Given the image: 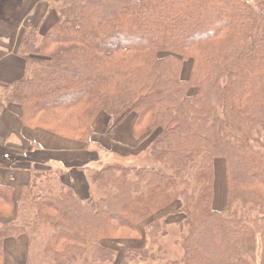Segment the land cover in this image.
<instances>
[{
	"label": "trees",
	"instance_id": "obj_1",
	"mask_svg": "<svg viewBox=\"0 0 264 264\" xmlns=\"http://www.w3.org/2000/svg\"><path fill=\"white\" fill-rule=\"evenodd\" d=\"M254 1L56 0L48 27L26 23V75L0 106L18 107L26 129L89 149L135 116L134 157L159 165L81 168L85 196L60 170H34L17 218L0 224V264L6 240L21 236L26 264H114L105 242L123 240L143 243L121 264L156 260L168 222L141 225L179 201L183 256L171 264H255L259 250L264 264V0ZM14 205L0 185V213Z\"/></svg>",
	"mask_w": 264,
	"mask_h": 264
},
{
	"label": "crops",
	"instance_id": "obj_2",
	"mask_svg": "<svg viewBox=\"0 0 264 264\" xmlns=\"http://www.w3.org/2000/svg\"><path fill=\"white\" fill-rule=\"evenodd\" d=\"M50 10V0H18L15 7L16 25L0 38V95L26 75V61L18 55L23 27L27 22L48 27L55 20ZM48 16L49 19L45 20ZM95 135L94 143H97L99 135ZM94 143L89 149L76 143L61 141L44 131L26 129L20 121L18 107L0 106V185L12 187L15 203L13 211L0 213V224L12 222L17 218V205L22 189L31 182L32 173L36 169L60 170L62 181L72 186L77 193L79 177L85 188V185H88L85 172L78 171L90 167L99 159L98 156L93 158L98 154L93 153L92 148L96 146ZM103 146V149L108 147ZM100 163L103 162L100 160ZM220 206L221 200H218L216 207ZM28 251L29 240L26 236L6 240L4 264H26Z\"/></svg>",
	"mask_w": 264,
	"mask_h": 264
},
{
	"label": "rangeland",
	"instance_id": "obj_3",
	"mask_svg": "<svg viewBox=\"0 0 264 264\" xmlns=\"http://www.w3.org/2000/svg\"><path fill=\"white\" fill-rule=\"evenodd\" d=\"M248 1L251 3L252 2L255 3L254 0H248ZM55 2L56 0H50V9L51 6H54ZM17 3L18 0H0V38L5 36L6 32L10 31V28L16 25L15 21H17V15L15 13V7ZM191 68H192V62H186L184 69V78L188 77V75L191 72ZM104 119H105V115L102 116L101 122H103ZM134 119L135 116L134 118H131L128 124L126 122L125 127H123L121 130L119 129L117 131L115 130L116 133H114L113 135L111 133H108L111 138L108 137V142H105V145L108 146L106 149L94 145L95 147L92 148L94 151L93 153H98V154L94 155L93 158H96V156H98L99 159L96 162H94L92 165H90V167H95L100 165L101 164V163L99 164L100 160L103 162V165L112 164L116 162H121L124 163V165H133L137 167H157L159 165L157 162L153 161L152 159H149L148 157L142 154H141L142 156L134 157V154L142 153L140 147L134 146V144H136V140L134 139L133 141L131 139V132L133 129L132 126ZM104 125L106 126L107 122L104 121ZM118 136L119 137L124 136L123 141L126 143L124 148L120 146V142L116 141L118 140L117 139ZM61 141H65V140L61 139ZM65 142L75 143L72 141H65ZM146 142H148V140ZM70 145L73 146V144ZM120 149L126 151L124 152L121 151ZM220 164H222V162H220ZM87 168H89V166H87L86 169ZM222 168H223V164L217 167L218 188L222 183L226 187L225 170L224 168L223 169ZM84 192H85L84 188L78 177V194L85 196ZM180 207H181V202L179 201L174 205H172L170 208L160 212L151 219L142 223L141 227L143 230H145L152 220L163 219L164 221L168 222L169 236L166 237V239L159 242L160 244L158 245L157 248L161 247L163 249L162 251L160 250L158 254L160 258L146 262H142L138 260L135 261L133 264H171L172 262L182 260L183 252L177 242V240L180 238L181 235V232L178 230V222L183 220V215L180 213H176V211ZM105 243L106 245L108 244L109 246L113 247L117 252V257L114 264H121L125 251L129 248H139L143 243V240L106 241ZM34 263L40 264L39 260L35 256H34ZM255 264H260V250L257 253Z\"/></svg>",
	"mask_w": 264,
	"mask_h": 264
}]
</instances>
